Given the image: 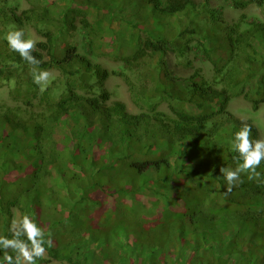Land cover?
Listing matches in <instances>:
<instances>
[{"label":"trees","instance_id":"obj_1","mask_svg":"<svg viewBox=\"0 0 264 264\" xmlns=\"http://www.w3.org/2000/svg\"><path fill=\"white\" fill-rule=\"evenodd\" d=\"M25 1L28 8L20 12L10 0H0V82L15 81L13 96L26 107L0 115V237L13 238V209L18 208L44 230L46 239L51 235L52 246L45 248L59 262L81 264L73 252L89 241L98 246L104 264H137L124 253L121 239L127 235L131 246H141L146 255L138 264H264V162L257 169L260 180L250 181L242 173L243 183L228 195L220 173L221 167L235 169L242 163L232 145L244 124L228 111L230 101L240 96L237 89L261 75L258 88L244 96L255 110L264 104V67H256L254 59V42L264 43V23L242 21L217 36L229 40L230 58L212 61L215 77L209 82L198 73L178 78L165 60L171 52L184 58L191 51L179 39L198 34L194 19L206 10L196 0H141L140 9L150 15L152 28L129 22L128 29L140 32L141 43L118 56L103 52L104 24L117 22L113 6L123 12L135 0ZM251 4L264 9V0H235L239 9ZM96 10L104 20L90 19ZM78 23L91 55L80 54L72 44L63 56L53 51L51 40L67 42ZM28 29L44 39L32 53L40 61L39 69L60 73L43 92L33 82L31 66L6 40L13 30H23L27 39ZM207 39L213 38L204 35L198 48L211 60ZM103 56L125 66L117 74L139 113L112 100L105 88L112 73L93 63ZM157 100L170 112L159 111L157 104L150 107ZM74 112L98 118L103 134L88 150L85 138H93V131L74 128L57 150L56 132ZM6 124L23 136L33 127L35 167L15 168L17 142L3 143ZM247 124L252 139H261L259 129ZM163 169L170 175L161 178ZM56 175L62 185L53 182ZM120 178L126 182L120 183ZM149 186L170 194L167 205L147 194ZM79 196L92 204L77 212L70 201ZM135 199L154 207L156 214L150 217L135 210ZM86 213L89 224L78 218ZM202 221L206 228L199 224ZM4 252L0 248V262ZM7 252L16 255L11 249Z\"/></svg>","mask_w":264,"mask_h":264},{"label":"rangeland","instance_id":"obj_2","mask_svg":"<svg viewBox=\"0 0 264 264\" xmlns=\"http://www.w3.org/2000/svg\"><path fill=\"white\" fill-rule=\"evenodd\" d=\"M12 5H16L19 7L20 12L28 8V3L25 0H10ZM79 1V0H78ZM136 2L126 9L123 12H119L116 10L115 6L112 7V11L114 16L117 19V22L114 24L105 23L106 30V41L103 42V52H107V50L111 51V55H119L121 51H125L130 47H138L141 43V34L137 29H128V23H143L146 28L150 25V15L146 14L143 10L140 9L141 0H135ZM238 2H245L248 0H237ZM197 6L199 8H204L206 10L203 16H200L194 19V27L198 29L197 35H189L186 38L179 39L185 44H188L191 47V51L187 53L184 58H180L177 54L171 52L165 58L168 63V67L172 73L178 78H190L195 76V73L202 75V77L212 82L215 77L214 65L212 61L222 62L227 61L230 58V42L229 40L223 36V39L220 40L218 37L221 36V33L225 29L236 25L242 21L247 24H251L253 21L263 22L264 23V9L259 8L255 4H251L246 8H238L235 6V0H196ZM193 11L190 15L186 16L188 19L191 15H193ZM183 17V16H181ZM90 19L93 21L96 20H104V15L100 11H95ZM77 32L70 37H67V42L63 39H52L51 46L53 51L59 53V55H64L67 51L68 44L75 45L78 48L80 54H85L90 56V50L88 46V42L86 40V33L79 27ZM204 35L212 36L213 39H207V49L210 51L211 60L199 51V44L201 41V37ZM218 36V37H217ZM27 39H35L37 43L44 42L37 33L28 29L26 31ZM255 50L257 52V56L254 57L257 65L256 67H264V43L254 42ZM94 64H98L104 69H107L112 75L105 83V88L110 91L112 95L113 101H122L126 104L128 111L130 113H139L138 107L133 103L129 88L125 81L118 76V72L124 69L125 66L119 61L112 59L109 56H103L100 58H96L93 61ZM157 59L153 60V64L156 65ZM81 67H83L81 65ZM160 67V65L155 66ZM244 67H250L249 64H246ZM51 79L48 84L50 86L56 79L60 77V73L58 70H50ZM261 79V75L255 78L250 86L244 87L240 86L237 89V92L240 96L232 99L228 105V111L232 113L236 118H238L241 123L247 124L248 122L255 125L260 132L261 139H264V104L261 103L258 106V110L253 108V104L245 99V93L250 89L256 90L258 88L259 81ZM15 81L11 82H0V115L2 112L14 109L17 107L25 109L22 101L15 100L13 96V91L16 88ZM47 86V87H48ZM46 87V88H47ZM41 92V90H40ZM36 102V101H35ZM157 104V105H156ZM157 106L159 111H163L169 113L170 110L166 103H161L160 100H157L154 103L150 104V107ZM30 111V110H29ZM34 111H38L34 109ZM23 117H26L23 114ZM1 121V120H0ZM74 128L80 129V131H84L87 128H90L93 132V138L88 136L85 138V145L88 150L91 149V145L95 142V137H100L103 134V128L98 118H88L82 115L81 112H74V114L68 118L65 123L58 128L56 132V140H57V150L61 145L62 138L72 133ZM5 129L7 132V136L3 139V143L8 144L12 142H17L15 152V156L13 159V164L15 168L20 167H35L38 163L37 157L34 155L32 150V129L30 126V133L28 135L15 134L13 129L5 125ZM240 130V127L237 128ZM19 135V136H18ZM187 149H190V145L187 144ZM83 161H86L83 158ZM167 174L170 175V172L167 169H163L161 174L159 175L161 178H165ZM175 180V179H174ZM120 183L126 182L123 178L119 179ZM53 182L59 183L62 185L59 176H55ZM148 195L157 199H160L162 206L167 205L169 202L170 194L167 192H163L160 190H154L153 187H148ZM6 194V193H5ZM70 208H74L75 211L79 212L80 210H84L86 205H91L90 200H81V197H77L70 201ZM133 207L135 210H138L141 214L146 216H153L156 214V209L154 207H145L144 204L139 202L138 200H133ZM89 207V206H88ZM69 210V209H67ZM23 218V214L20 209H13V217H12V229L16 231L18 229V225L13 224V221L19 222ZM78 218L84 220L85 223H90L88 219V214L86 215L80 214ZM203 228L208 226L207 223L201 222L199 223ZM61 243H65V239H60ZM121 243L124 246L125 255L132 261L139 263L140 259L144 261L146 255H142V247H132L131 242L127 235H124L121 239ZM15 257V256H13ZM73 259L81 264H104L102 261V256L99 254V248L96 244L93 245V242L89 241L83 244L80 249H75L73 252ZM44 261L43 264H69L68 262H59L51 258L49 256L47 250L44 258L38 259ZM0 264H5L4 259L0 262ZM36 264H39L36 262Z\"/></svg>","mask_w":264,"mask_h":264},{"label":"clouds","instance_id":"obj_3","mask_svg":"<svg viewBox=\"0 0 264 264\" xmlns=\"http://www.w3.org/2000/svg\"><path fill=\"white\" fill-rule=\"evenodd\" d=\"M23 30L9 31L6 35L9 48L19 54V56L31 66L33 82L40 86L43 92L48 86L51 73L46 70H40V61L32 54L36 50L37 42L35 39H25ZM238 152L239 159L242 161L235 169L221 167L220 173L226 180L227 187L225 195L230 194L233 188L243 183L241 174H247L248 180H260L261 173L257 171L262 162H264V139H252V128L244 124L240 131L235 134L232 145ZM13 224L18 225V229L13 231V238L7 239L0 237V248L5 250L3 257L5 264H36L38 259L45 256L47 246H52L51 235L45 238V232L42 228L28 216L25 215ZM26 236L27 240L20 239ZM7 249L16 253L15 257L9 255Z\"/></svg>","mask_w":264,"mask_h":264}]
</instances>
